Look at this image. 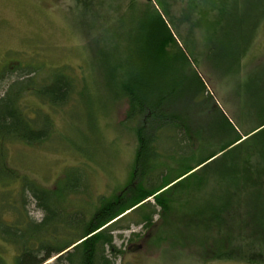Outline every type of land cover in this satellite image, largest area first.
I'll return each mask as SVG.
<instances>
[{
  "label": "trees",
  "instance_id": "trees-1",
  "mask_svg": "<svg viewBox=\"0 0 264 264\" xmlns=\"http://www.w3.org/2000/svg\"><path fill=\"white\" fill-rule=\"evenodd\" d=\"M166 1L149 0L140 17L133 16V11L131 18L118 20L120 33L103 37L96 55L107 92L115 100L127 101L124 126L131 127L137 142L131 180L113 198H101L100 206L89 217L79 209L72 213L65 210L70 198L87 192L80 170H74L55 192L22 179L17 197L22 212L13 223H8L3 214L7 207H16L5 204L7 194L0 195V239L19 253L16 264H48L53 258L52 264H112L106 252L112 248L116 226L132 213L146 208L153 211L138 216L143 222L152 221L156 208H160L161 216L168 217L174 212L171 203L178 204L176 213L191 218L180 221L178 217L179 235L171 231L174 233L170 238L178 237L181 244L186 242L196 247L207 262L237 260L264 264V142L250 146L256 142L253 139L264 133V119L240 136L215 108V121L229 127V132L225 128L221 130L225 141L220 147L193 166L181 168L173 177L169 170L162 171L158 178L149 175L164 141L188 146L193 135L201 137L203 131L200 132V125L196 128L199 131L194 129L188 108L199 100L205 103L211 100L204 83L189 69L188 58L175 39L180 34L173 29V22L167 19L166 11L165 14L159 11V6L169 9ZM188 4L187 13L196 11L197 22H202L199 24L205 23L207 29L215 26L204 44L208 59L216 57L219 48L218 60L225 62L222 73L236 71L264 21V0H189ZM239 6L250 11L246 19L238 14ZM112 45L116 46L114 51ZM75 88L73 78L60 72L40 85L32 77L24 80L18 77L0 98L1 144L20 142L33 146L51 141L54 124L50 117L37 109L29 112L34 116L30 118L27 108H21L19 101L31 91L39 101L61 107L77 94ZM263 110L264 105H260L258 111ZM209 144V140L202 139L196 152H203ZM194 153L182 155L180 162ZM230 155L236 158L224 167L225 174L206 172L218 159ZM5 165L2 150L0 183L9 184L18 179V174ZM208 185L214 187L213 191L218 187L214 195H211L213 191L208 192ZM178 188L169 200L168 195ZM205 190L206 195L201 197ZM26 193L44 215L39 223L26 212ZM149 199L153 200V207ZM0 264H3L1 260Z\"/></svg>",
  "mask_w": 264,
  "mask_h": 264
},
{
  "label": "rangeland",
  "instance_id": "rangeland-1",
  "mask_svg": "<svg viewBox=\"0 0 264 264\" xmlns=\"http://www.w3.org/2000/svg\"><path fill=\"white\" fill-rule=\"evenodd\" d=\"M147 3L149 0H0V98L18 77L21 80L32 77L40 85L49 82L57 72L73 78L77 92L61 107L39 101L31 91L19 101L21 108H27L30 118L34 116L29 112L37 109L49 116L54 124V134L51 141L33 146L20 142L2 145L0 141V151L4 150L6 156L5 166L18 174L16 181L0 183V195L8 196L4 199L5 204L16 207L5 209L3 216L8 223L18 219L21 211L17 197L22 179L30 180L45 191L55 192L74 170H80L87 192L70 198L66 204L69 208L65 206V210L72 213L79 209L87 217L100 206L101 198H113L131 180L137 142L131 127L124 126L127 101L123 98L115 100L107 92L96 55L103 37L120 33L118 20L131 18L133 11V16L140 17ZM166 3L169 9L159 6V11L162 14L167 12V19L173 22V29L180 34L175 35V39L188 58L189 69L196 72L204 83L211 100L207 103L199 100L189 106L194 129L200 125L202 135L198 138L193 135L187 142L190 149L186 143L174 146L164 141L149 173L153 178H158L164 170H169L173 177L181 168L193 166L197 160L220 147L225 141L220 135L221 130L228 131L229 127L215 121L216 109L240 136L264 119V110L258 111L260 105H264V21L259 24L246 54L240 59L239 68L223 74L221 69L225 62L218 60L219 48L216 57L210 56V60L204 46L215 26L207 29L205 23L197 22L199 15L196 11L187 13L189 0H167ZM249 13L247 8L243 10L239 6L240 17L246 19ZM112 46L111 51H114L116 46ZM84 88L87 89L83 91ZM80 90L83 93L81 91L82 95L78 97ZM202 139L209 140L210 144L204 153L196 152ZM253 140L256 142H252L251 147L264 142V133ZM191 152L195 153L181 163L182 155ZM235 158L233 155L222 157L206 172L225 174L224 167ZM213 188L210 187L208 192ZM178 190L166 198L172 200L173 193ZM200 195H206V190ZM26 197V212L31 220L39 223L44 215L28 193ZM149 202L153 207V200L149 199ZM171 204L174 212L168 217L161 216L160 208H156L157 214L149 224L138 216L151 214L152 208L134 212L120 222L112 233V248H107L106 252L111 263L249 264L237 260L207 262L196 247L186 242L181 244L176 236L170 238L175 231L179 235L176 228L178 217L180 221L191 218L180 216L176 213L178 204ZM190 206L187 205L186 209ZM190 231L196 235L195 231ZM18 254L12 245L0 240L3 264H16ZM54 259L47 263H54Z\"/></svg>",
  "mask_w": 264,
  "mask_h": 264
},
{
  "label": "flooded vegetation",
  "instance_id": "flooded-vegetation-1",
  "mask_svg": "<svg viewBox=\"0 0 264 264\" xmlns=\"http://www.w3.org/2000/svg\"><path fill=\"white\" fill-rule=\"evenodd\" d=\"M1 240V239H0ZM2 241V240H1ZM3 242V241H2ZM5 243V242H4ZM7 244V243H6ZM11 245V244H10ZM1 260V259H0Z\"/></svg>",
  "mask_w": 264,
  "mask_h": 264
}]
</instances>
